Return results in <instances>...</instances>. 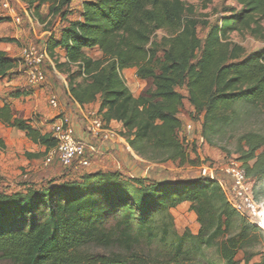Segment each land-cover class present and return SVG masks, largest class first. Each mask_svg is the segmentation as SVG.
<instances>
[{
  "label": "trees",
  "instance_id": "1",
  "mask_svg": "<svg viewBox=\"0 0 264 264\" xmlns=\"http://www.w3.org/2000/svg\"><path fill=\"white\" fill-rule=\"evenodd\" d=\"M21 1L37 15L46 6L61 18L64 26L49 38L46 52L67 75L70 98L81 108L96 104L104 126L119 123L120 137L141 157L165 153L167 160L193 163L180 138L185 97L178 89L202 118L199 136L209 144L241 121V108L264 110V49L246 55L230 40L234 33L264 39V0H232L240 8L225 9L204 41L195 6L187 1L206 10L213 0H83L76 20L68 18L71 0ZM157 32L166 33L160 42L153 41ZM90 51L101 57L93 59ZM20 67L21 60L0 49V80ZM128 69L151 80L153 90L135 97L123 78ZM0 123L24 133L45 154L57 146L51 133L15 115L7 102L0 106ZM237 152L260 204L264 134L241 135ZM83 171L61 184L16 192L0 187V264H186L210 248L224 264H241L240 252L243 264L258 256L253 249L264 241L263 232L233 209L210 176L161 182L110 170L78 175ZM184 204L196 215V235L175 229L171 211Z\"/></svg>",
  "mask_w": 264,
  "mask_h": 264
},
{
  "label": "rangeland",
  "instance_id": "2",
  "mask_svg": "<svg viewBox=\"0 0 264 264\" xmlns=\"http://www.w3.org/2000/svg\"><path fill=\"white\" fill-rule=\"evenodd\" d=\"M82 2L83 0H71L68 8L70 20L80 17ZM187 4L195 6V18L201 22L197 32L202 41L206 39L210 27L220 22L225 9L240 8L232 0H213L206 10L196 1H187ZM0 17L5 19L0 24V39L9 38L15 41V43H2L0 48L6 51L12 49L9 52L10 57L19 60H21L22 51L26 47L35 46L43 51L49 38L51 36L58 37L64 26L60 17H53L49 14L46 6L42 7L37 15L33 10L28 9L21 0H0ZM17 19H20V23L16 21ZM203 23H208L209 26ZM165 35V32H157L153 41L160 42ZM230 40L242 46L246 55L264 49L263 38H254L247 33H234ZM88 54L93 59L101 57L98 51H90ZM44 72L46 80L37 86L28 85L22 67L10 72L6 79L0 80V106L7 102L11 106L13 105L16 110V102H18L22 107L17 112L18 117L29 119L44 133H51L52 124L62 116L68 115L67 112H62V107H67L73 112L76 107L68 94L67 75L60 73L52 60L45 63ZM123 78L135 97L145 95L148 91L153 90L152 81L140 80L136 76L135 70L127 74L123 73ZM18 90L29 93V96L21 99L13 98L11 95ZM178 92L185 97L178 115L182 123L180 138L184 141L185 149L193 163L181 164L179 161L167 160L165 153L150 152L147 157H141L133 151H129L124 144H120L119 150L112 152L105 150V153H102L104 150L97 152L100 147L91 145L96 152L90 149V157L96 153V158L91 157L92 167L78 175L92 171L93 163L97 157L102 155V158H106V165L112 171H119L126 178H149L161 182L192 180L203 175L202 167L205 166V168H212L209 169L211 175L224 178L228 182L227 169L240 164L237 149L241 135L248 132L264 134V110L241 108V121L223 137L214 139L213 144H209L199 139V132L202 131V118L194 113L188 103L186 91L178 89ZM53 99H55V104L52 103ZM189 124L193 126L192 130L187 129ZM45 156L44 149L31 142L25 134L0 123V187L2 190L7 192L24 191L29 186L40 187L50 181L61 184L68 181L63 179L65 173L76 174L57 164L45 166ZM260 205L264 207V198ZM171 213L175 229L180 235L186 231L194 235L198 233L199 224L190 204L181 205ZM246 220L250 222L249 219ZM262 234L264 236V233ZM248 250L252 251L250 248ZM253 251L258 253V256L252 260V263H260L264 258V241L259 243ZM243 259L244 254L240 252L236 261L243 264ZM186 264H224V262L217 254L216 249L210 248L203 249L200 257L188 261Z\"/></svg>",
  "mask_w": 264,
  "mask_h": 264
},
{
  "label": "built area",
  "instance_id": "3",
  "mask_svg": "<svg viewBox=\"0 0 264 264\" xmlns=\"http://www.w3.org/2000/svg\"><path fill=\"white\" fill-rule=\"evenodd\" d=\"M16 21L20 23V19ZM46 62H51L46 48L43 51H40L35 46L23 49L21 64L22 68H24L28 85L37 86L45 82L44 65ZM52 103L55 104V99L52 100ZM93 125L95 136L104 134L105 139L117 138L111 131L103 128L102 119H97ZM187 129L192 130L193 126L189 124ZM51 134L57 141V146L46 154L44 159L45 166L49 167L57 164L74 172L88 170L92 167L90 148L77 137L76 130L71 124L69 117L64 115L55 121L52 124ZM199 139L203 141L201 137ZM127 149L131 151L128 146ZM210 168L202 167L203 176H210L216 179L223 187L233 209L240 216L249 219L252 224L256 225L264 233V207L255 201L252 185L247 179L242 165H234L227 169L228 182L224 178H217L211 175Z\"/></svg>",
  "mask_w": 264,
  "mask_h": 264
},
{
  "label": "crops",
  "instance_id": "4",
  "mask_svg": "<svg viewBox=\"0 0 264 264\" xmlns=\"http://www.w3.org/2000/svg\"><path fill=\"white\" fill-rule=\"evenodd\" d=\"M11 50L10 51L9 50L8 51L2 50V51H4L6 54L8 53L7 55L10 57L11 55L9 54V52H11ZM133 70H135V69H128V70H125L123 73L127 74V73H130ZM135 72H136V70H135ZM19 99H21V98H19ZM72 102H73V104L76 107L74 112L71 109H68L67 107H62V112L63 113L67 112L68 115H65V116L69 117L71 124L74 126V128L76 130L77 137L80 140L84 141L93 152H96L93 146L100 147V148H98L99 151H97V152H100V150L101 151L104 150V151H102V153H105V150H108L109 152L119 150L120 147H121L120 144L126 145L125 140L122 137H120V135H119V132L121 130V125L119 123H117V122H112L108 126H104L103 127L104 129H108L113 134H115V136L117 137L116 139H114V138L105 139V135L104 134H102L100 136H95L94 135V133H93L94 125H93V123L97 119H101V117L97 114V105L96 104L90 105V106L85 107V108H81L73 100H72ZM61 106H63V105H61ZM11 107H12V110H13L15 115H18L17 112L20 109H22L21 105L18 104V102H16V110H15V107L13 105ZM23 119L29 120V119H26V118H23ZM32 124L34 125V123H32ZM37 128H39V127H37ZM16 131L19 132V133H22V132H20L18 130H16ZM106 142H107V144H106ZM91 145H93V146H91ZM91 157H95L96 158V153L91 155ZM105 159L106 158H102V155L99 158L97 157V160H95V162L93 163L94 168L92 169V171H99V170H103V171H109L110 170V171H112V169H110L106 165L107 163H106ZM92 171H90V172H92ZM72 178H73V175L71 176L68 173L67 174L65 173L64 177H63L64 180L65 179L69 180V179H72Z\"/></svg>",
  "mask_w": 264,
  "mask_h": 264
}]
</instances>
